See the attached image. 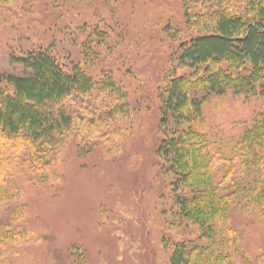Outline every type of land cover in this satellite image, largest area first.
<instances>
[{
	"label": "rangeland",
	"instance_id": "rangeland-1",
	"mask_svg": "<svg viewBox=\"0 0 264 264\" xmlns=\"http://www.w3.org/2000/svg\"><path fill=\"white\" fill-rule=\"evenodd\" d=\"M214 1L0 0V73L23 72L13 54L57 42L96 80L89 110L66 101L75 124L93 113L102 125L93 140L68 139L56 181L20 183L11 196L27 234L6 248L9 264H172L176 245L197 237L175 215L173 177L158 154L159 89L172 52L197 34L193 22ZM263 110L264 79L207 98L202 129L221 160L218 181L228 173L245 180L231 153ZM254 213L233 211L244 256L264 245ZM235 261L243 264L238 254Z\"/></svg>",
	"mask_w": 264,
	"mask_h": 264
},
{
	"label": "trees",
	"instance_id": "trees-1",
	"mask_svg": "<svg viewBox=\"0 0 264 264\" xmlns=\"http://www.w3.org/2000/svg\"><path fill=\"white\" fill-rule=\"evenodd\" d=\"M224 2L217 0L191 22L197 34L180 40L159 89L158 154L173 177L175 215L199 231L176 245L172 264H236V254L243 264H264V245L254 256H244L242 235L232 224L233 211L241 208L255 212L264 230V110L231 153L245 174L240 182L229 173L218 181L221 160L211 155L202 129L209 95L252 87L264 79V0ZM91 35L101 37L96 30ZM69 55L51 42L11 56L21 65L20 74L0 73V264H9L6 248L27 234L23 211L9 204L20 183H53L68 139L93 140L102 133L93 113L91 121L81 113L76 117L79 124L86 122L81 126L69 112L66 101L71 97L76 105L71 108L89 110L96 85Z\"/></svg>",
	"mask_w": 264,
	"mask_h": 264
}]
</instances>
